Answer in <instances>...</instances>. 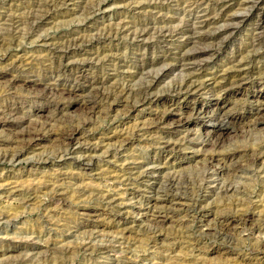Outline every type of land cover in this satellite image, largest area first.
Instances as JSON below:
<instances>
[{"label": "rangeland", "instance_id": "374dc122", "mask_svg": "<svg viewBox=\"0 0 264 264\" xmlns=\"http://www.w3.org/2000/svg\"><path fill=\"white\" fill-rule=\"evenodd\" d=\"M218 1L230 11L196 0H0V22L45 15L37 31L24 23L22 36L0 39V113L10 107L25 126H53L22 161L0 162V264H264L255 251L264 243V155L251 160L264 148V41L251 44L255 34L264 40V0ZM209 15L205 31L235 27L207 47L198 88H179V57L195 47L181 44L184 32ZM153 26L167 35H132ZM168 63L174 68L161 70ZM232 65L239 71L218 93ZM31 78L56 89L42 97ZM7 126L0 121V138ZM212 156L216 180L192 185ZM225 156L234 167L221 166ZM223 181L238 191L218 194ZM242 209L253 220L241 222Z\"/></svg>", "mask_w": 264, "mask_h": 264}, {"label": "bare ground", "instance_id": "6f19581e", "mask_svg": "<svg viewBox=\"0 0 264 264\" xmlns=\"http://www.w3.org/2000/svg\"><path fill=\"white\" fill-rule=\"evenodd\" d=\"M45 1V0H44ZM194 1V0H193ZM197 2V4L198 5H200V7H201V5H202V3H205V2H207V3H209V2H214V3H216V4H218V7L221 9V11L223 12V14L224 13H227L228 11H230V9L231 8H229V7H227L225 4H223L222 2V4H220L219 3V1L218 0H196ZM221 1V0H220ZM246 1H248L247 3L249 4L250 2H251V4H252V2L253 1H250V0H246ZM142 2V1H141ZM245 2V1H244ZM50 4V3H49ZM196 4V5H197ZM210 4V3H209ZM255 4V3H254ZM46 5V4H45ZM195 5V6H196ZM46 6H48V5H46ZM216 6V5H215ZM252 7L253 5H249V7ZM42 7V6H41ZM45 7V6H44ZM247 7V6H246ZM34 10V9H33ZM37 10V9H36ZM36 10H35V12H36ZM44 10V9H43ZM43 10H42V8H40L39 10H37L38 12H36V13H34L31 17L30 16H28V18H25V19H23V20H16L15 18H13V17H9V18H6L5 19V21L4 22H0V39H2V40H4V38H1V37H4V35H7V34H9V33H11L12 31H14L13 33V35H12V38L13 39H15V37H16V35H20V36H22L21 35V32H22V28H21V25L22 24H24V23H28L29 24V27H30V29L34 32V31H37L36 30V28L37 27H39V25L41 24V22L43 21V19H44V14H43ZM45 12V11H44ZM232 13V12H231ZM230 12L227 14L228 16H229V18H227V19H229L230 20V22H231V20L234 22V20L235 21H237V20H239V17H238V14L236 13V14H234V13H232L231 14ZM26 14V13H25ZM219 14H220V16H221V13L219 12ZM30 15V14H29ZM49 16V15H48ZM206 16H208V15H206ZM212 16V15H211ZM217 16V15H216ZM227 16V17H228ZM242 16V15H241ZM214 19V18H213ZM212 18H210V15H209V18H205L204 20H201V24L200 25H196V26H194V27H191V28H188L187 30H186V32H184V34H188V36L186 37V35H185V37H183V40H184V38H185V41H183L181 44L183 45V44H185L186 45V43H188V44H190V43H192V46H193V44H195V47H192V48H190V49H187L186 51H184L182 54H181V56L179 57V62H180V68H181V72H180V75H179V78H177V86L179 87V88H188V89H190L191 88V90H196V88H198V84H197V81L198 80H196L195 79V77H196V75H194V73L197 71V70H202L203 68H204V66L207 64V62H204V60L206 59V58H204V57H206V55H207V53H208V50H209V46L210 45H212L215 41H217L218 39H220L221 37H222V35L225 33V32H227V30H228V28L229 27H235V23H232V24H230L229 22H228V25H226V26H224V27H218L217 29H215L214 31H209V30H207V31H205L204 29L207 27L208 28V26H210V24L211 23H214L215 21L213 20ZM216 20V19H215ZM1 21V20H0ZM141 22V21H140ZM153 22H155V21H153ZM239 22H240V20H239ZM140 25H142V23H139ZM154 24V23H153ZM238 24V23H237ZM240 24V23H239ZM213 25V24H212ZM27 26V25H26ZM44 26V25H43ZM190 26H191V24H190ZM193 26V25H192ZM216 26V25H215ZM218 26V25H217ZM134 27H136V25L135 26H133V28ZM150 27H152V26H150ZM165 28H166V26H165ZM132 29V28H131ZM155 29V30H154ZM168 29V28H167ZM169 29H170V27H169ZM176 29V28H175ZM174 29V30H175ZM178 29V28H177ZM133 30V29H132ZM151 30H153L154 32L156 31V33H158V35H157V38L159 39V38H161V40H162V37H165V35H167L166 34V30L164 29V28H155L154 26H153V29H149V28H135L134 29V31L131 33L132 35H135L134 37L136 38H146V35H148V34H150L151 33ZM173 30V29H172ZM171 30V31H172ZM170 31V32H171ZM176 31V30H175ZM180 31V30H179ZM25 32V31H24ZM169 32V33H170ZM32 33V32H31ZM167 33H168V31H167ZM28 34H30V32H28ZM154 34V33H153ZM173 34V33H172ZM182 35V34H181ZM27 36V35H26ZM172 36V35H171ZM178 36V35H177ZM180 36V35H179ZM175 37V36H174ZM255 38L253 39L254 40V42L253 43H251L252 45H257V44H262L263 43V37H262V35L261 34H255V36H254ZM19 38V37H18ZM81 38L82 37H79V38H76V39H74V40H72L71 41V39H69V43L70 42H73L72 44H74V43H76V41H81ZM99 38V37H98ZM181 38V37H180ZM174 39V38H173ZM179 39V38H178ZM177 39V40H178ZM182 39V38H181ZM142 40V39H141ZM160 40V41H161ZM164 40V39H163ZM168 40H169V38H168ZM167 40V41H168ZM171 40V39H170ZM65 41V40H64ZM171 42V41H170ZM64 42H62V44H63ZM66 43V42H65ZM68 43V44H69ZM169 43V42H168ZM197 43H204V44H206V43H208L207 45H205V46H203V47H201V45L199 46V45H196ZM210 44V45H209ZM70 45V44H69ZM214 45V44H213ZM212 45V46H213ZM250 45V44H249ZM251 45V46H252ZM63 46H66V45H63ZM70 47V46H69ZM69 47H68V49H69ZM207 47H209V48H207ZM247 47H249V46H247ZM67 48V47H66ZM63 49V48H62ZM65 50V49H64ZM66 53H67V51H66ZM54 54V53H53ZM165 55V54H164ZM165 57V56H164ZM163 57V58H164ZM167 57V56H166ZM43 58V57H42ZM208 59V58H207ZM48 60V59H47ZM50 60V59H49ZM165 60V59H164ZM163 60V61H164ZM144 61V60H143ZM156 61V60H155ZM241 61V60H240ZM92 62V61H91ZM38 63V62H37ZM62 63V62H61ZM86 61H83L82 62V64H83V66H86ZM50 64V63H49ZM238 64V63H237ZM195 66V68L194 67H190V66ZM82 66V67H83ZM174 66H175V64L173 65L172 63H168L167 65H165L164 67H163V69H161V70H163L164 72H166V71H168V70H170V69H172V68H174ZM55 67H57V66H55ZM61 67V66H60ZM198 67V68H197ZM233 67L234 68H236L235 67V65L233 66H230L229 68H227L226 69V71H225V73H224V75L223 76H221V79H220V81H216V83L219 85L218 87H217V89L219 90L218 91V93H223V92H226L227 91V89L228 88H226L227 87V84H223V83H221V80H226L227 78H229V77H232V76H234L235 74V71L237 72V70H235L234 72H230L229 71V69H233ZM44 69H46V68H44ZM43 69V70H44ZM49 69V68H48ZM79 69V70H78ZM42 70V71H43ZM52 70V69H51ZM57 71L59 70V69H56ZM61 70V69H60ZM73 70V69H72ZM76 70H78V71H76V72H83V70L82 69H80V65L79 66H76ZM242 70V69H241ZM45 71V70H44ZM47 71V70H46ZM46 71H45V73H46ZM53 71V70H52ZM75 71V70H74ZM239 71V70H238ZM75 72V73H76ZM153 72V71H152ZM53 73V72H52ZM75 73L74 74H72V76L73 75H75ZM77 74V73H76ZM142 74H143V72H142ZM145 74H147V73H145ZM149 74V73H148ZM158 74H159V72H158ZM33 75V74H32ZM42 75H43V73H42ZM60 75V74H59ZM239 75V74H238ZM260 75H261V77L262 78H264V71H260ZM37 76H38V74H37ZM47 76V75H46ZM45 76V77H46ZM81 76V75H80ZM236 76V75H235ZM31 77V76H30ZM43 77V76H42ZM44 77V78H45ZM36 78V77H35ZM41 78V77H40ZM48 78V77H47ZM58 78V77H57ZM78 77L77 76H75V79H77ZM78 79H80V78H78ZM156 79V78H155ZM236 79V78H235ZM237 80V79H236ZM29 81L30 82H32V86H35V87H37L36 88V90L38 91V93H40V94H38V95H42V97H43V95L46 97V96H48V94H50L54 89H56V88H52L51 87V85H48V84H46V85H44L45 87H43V89L42 90H40V88H39V86L41 85V84H44V82H42L41 81V79H39V78H37V79H29ZM234 81V80H233ZM71 82V81H70ZM79 82V81H78ZM151 82H152V80H151ZM175 82V81H174ZM15 83H16V81L15 82H13V83H11V84H9L8 86L9 87H11L10 89H13V88H16V86H15ZM75 83V82H74ZM242 84V82H240V83H238L237 81H234V82H232V84ZM152 84V83H151ZM154 84V83H153ZM202 83H200V85H201ZM64 85V84H63ZM74 84H72V86H73ZM150 85V84H149ZM5 86V85H4ZM68 86V85H67ZM66 86V87H67ZM74 87V86H73ZM144 88V87H143ZM148 88V87H147ZM179 88H177V89H179ZM7 89H8V87H7ZM64 89V88H63ZM74 90V88H70V89H68V91L69 92H72ZM181 90V89H180ZM147 91V90H146ZM145 91V92H146ZM190 91V90H189ZM98 93V92H97ZM71 94V93H70ZM12 95V94H11ZM16 95V94H15ZM85 96V95H84ZM16 97V96H15ZM88 97H89V94H88ZM88 97H87V99H88ZM94 98V97H93ZM102 98H103V96H102ZM12 99V98H11ZM16 99V98H15ZM46 99V98H45ZM86 99V97H84V98H82V102L83 103H85V102H91V101H89V100H85ZM60 100V99H59ZM93 100V99H92ZM93 102V101H92ZM56 105V104H55ZM61 103H57V109H59V110H61L62 108H60L61 106ZM63 107V106H62ZM264 108V107H263ZM252 109H254V108H252ZM256 109L259 111V112H262V110H261V108H259V107H257L256 106ZM54 110H56V109H54ZM256 111V110H255ZM18 112H19V110H17V109H14V108H10V107H8L6 110L4 109L1 113H0V116H1V120L4 122V124H6V125H9V126H7V127H9V132H8V135H9V137H8V135H7V137H4V138H0V162H3V161H11V162H13V163H16V162H19V161H22V159L24 158V155H25V153L27 152V149H26V147L29 145H31V146H33V147H35V146H37V145H39L40 144V142L43 140V139H46L47 137H49L51 134V132H53L52 131V128H50L51 126L49 125L50 123H47L46 121H34V122H32L31 120V122L32 123H30V124H27V126H25V123H24V120L22 119V117H18L17 116V114H18ZM53 113V112H52ZM55 113V112H54ZM207 114H209L211 117L212 116H215L216 115V112H212V111H209V112H206ZM206 114V115H207ZM263 115V114H262ZM22 116V115H21ZM216 117V116H215ZM262 118H264V116H261ZM262 118H261V120H262ZM0 120V121H1ZM87 120H88V118H87ZM259 120H260V118H259ZM84 121H86V120H84ZM258 121V120H257ZM263 121V120H262ZM27 123H28V121H26ZM185 122V121H184ZM81 123V122H80ZM86 123H87V121H86ZM221 124H222V122H221ZM224 124V123H223ZM83 125V124H82ZM53 127V126H52ZM79 128V127H78ZM8 131V130H7ZM61 131V130H60ZM75 133V130L74 129H72L71 131H69V132H64V135H66V134H68L67 136H69V135H73ZM2 135H4V134H2ZM205 141V140H204ZM212 142V141H211ZM70 143V142H69ZM213 144H219L217 141H213L212 142ZM68 144V143H67ZM69 146V145H68ZM175 146H176V144H175ZM56 147V146H55ZM30 148V147H29ZM91 148H93V147H91ZM91 148H86V149H84V152H85V154L86 155H89V157L88 158H90V159H92L93 157H92V151H95L94 149H91ZM250 149V148H249ZM256 149V148H255ZM247 152V151H246ZM252 154H253V156H252V158H254V159H251V160H254V162L258 159V158H261V156H263L264 155V148H261L259 151H253L252 152ZM82 155V154H81ZM213 157L214 156H212V157H208L207 158V162L205 163L206 165H205V167H204V170H203V172H205L204 173V176L202 177V179H200V180H192V179H189V181H190V183H192V185H194V186H198V187H203V186H210L211 184H212V182H214L216 179L214 178L215 177V175H217V173H210L209 172V168L211 167V164H212V160L211 161H209L210 159H213ZM233 158H234V156H233ZM240 158V157H239ZM89 161H91V160H89ZM209 161V162H208ZM219 161H221V166L222 167H224V166H226L227 165V163H229V162H231V164H229L228 166L229 167H234L235 166V163H234V160L233 159H230V158H228V156L226 157H222L221 158V160H219ZM149 164H150V162H148ZM210 166V167H209ZM220 167V166H219ZM237 167V166H236ZM241 167H243V166H241ZM246 167V166H245ZM244 167V168H245ZM216 169V168H215ZM219 169V168H218ZM241 169V168H240ZM214 170V169H213ZM220 170V169H219ZM242 171V170H241ZM147 173H149V171H146ZM218 172V171H217ZM146 173V174H147ZM141 174V173H140ZM144 174V173H143ZM235 175V174H234ZM186 177H189V176H186ZM169 178L171 179V178H173V177H170L169 176ZM176 178V177H175ZM163 179V178H162ZM168 179V178H167ZM165 180V179H164ZM172 180V179H171ZM226 180V179H225ZM183 181H185V180H183ZM183 181H181L182 183H183ZM188 182V181H187ZM186 182V183H187ZM173 183V182H172ZM171 183V184H172ZM185 183V184H186ZM189 183V182H188ZM169 184V183H168ZM177 184V183H176ZM215 184V183H214ZM165 185V184H164ZM170 185V184H169ZM189 185V184H188ZM171 187V186H170ZM169 187V188H170ZM186 187V186H185ZM214 187V186H213ZM212 187V188H213ZM169 188H165V189H169ZM171 189H172V187H171ZM182 189V188H181ZM187 189H189V188H187ZM194 189H195V187H194ZM215 189L216 190H218V194H219V192H220V194L221 193H228V192H230V191H238L237 189H239L236 185H233V184H226V182L225 181H223V182H218V184H216V186H215ZM185 190V189H184ZM28 191H30V190H28ZM186 192H187V190H186ZM232 192V193H233ZM98 194V193H97ZM217 194V195H218ZM179 196H182V195H180V194H178ZM223 195H225V194H223ZM222 195V196H223ZM187 196H188V194H187ZM172 199V198H171ZM180 199V198H179ZM242 201V200H241ZM186 203V202H185ZM221 203V202H220ZM242 203V202H241ZM240 201L238 202V203H236V206H239L240 204ZM245 203V202H244ZM243 204V203H242ZM241 204V205H242ZM226 205V204H225ZM204 207V206H203ZM242 208V207H241ZM262 209V208H261ZM243 210H245V209H242L241 211H243ZM240 211V212H241ZM232 212V211H231ZM235 212V211H234ZM250 212V210L248 211H243V213L241 214V217L239 218V220H241V222H245L246 223V221H248V220H250V219H252L253 220V214H251V213H249ZM254 213V212H253ZM237 214V213H236ZM257 214H259V212L257 213ZM260 214H262L261 212H260ZM240 215V214H239ZM262 215H264V214H262ZM225 216H226V214H225ZM224 217V216H223ZM232 217V216H231ZM259 216H257V218H258ZM261 217V216H260ZM235 218V217H234ZM224 219H225V217H224ZM238 219V218H237ZM225 220H227V219H225ZM229 220V219H228ZM232 220V219H231ZM236 220V219H235ZM255 220H258V219H255ZM222 222V221H221ZM228 222H230V221H228ZM256 222V221H255ZM226 223V222H225ZM228 224V223H227ZM229 225V224H228ZM244 225V224H243ZM258 225L262 228V229H264V220H262L261 221V219H260V223L258 222ZM209 226V225H208ZM222 227V226H221ZM260 227H259V229H260ZM258 229V230H259ZM222 230H224V227H223V229ZM225 231V230H224ZM261 231V230H260ZM258 239V238H257ZM260 240V239H259ZM258 240V241H259ZM260 242V241H259ZM258 242V243H259ZM262 242V241H261ZM89 243V242H88ZM86 246V245H85ZM89 246V245H88ZM105 246V245H104ZM91 247V246H90ZM100 249V248H99ZM254 249H256V248H254ZM253 249V250H254ZM258 250H259V252H262L263 253V251H264V243L262 244V246H260V248L259 249H256L255 251H257L258 252ZM256 254V253H255ZM17 258V257H16ZM128 260V259H127ZM134 260H136V259H134ZM130 261V260H129ZM19 262V261H18ZM128 262V261H127ZM126 262V263H127ZM131 262V261H130ZM133 262H135V261H133ZM138 262V261H137ZM136 262V263H137ZM140 262V261H139ZM95 263V262H94ZM129 263V262H128ZM16 264V263H15ZM65 264V263H64ZM116 264H119V263H116ZM138 264V263H137Z\"/></svg>", "mask_w": 264, "mask_h": 264}]
</instances>
